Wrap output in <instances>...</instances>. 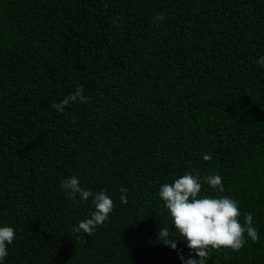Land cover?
<instances>
[{"label": "trees", "instance_id": "trees-1", "mask_svg": "<svg viewBox=\"0 0 264 264\" xmlns=\"http://www.w3.org/2000/svg\"><path fill=\"white\" fill-rule=\"evenodd\" d=\"M261 56L264 0H0L3 264H183L194 253L158 192L186 172L259 234L206 264H264ZM77 86L89 103L51 107ZM214 174L223 193L203 183ZM71 176L115 205L93 235L73 231L94 208L59 187Z\"/></svg>", "mask_w": 264, "mask_h": 264}, {"label": "clouds", "instance_id": "clouds-1", "mask_svg": "<svg viewBox=\"0 0 264 264\" xmlns=\"http://www.w3.org/2000/svg\"><path fill=\"white\" fill-rule=\"evenodd\" d=\"M166 19L165 15L158 13L153 17L158 23ZM257 65L264 69V56L257 61ZM84 89L77 86L73 93H69L59 103L51 105L58 113H63L65 107L70 103H89L90 98L82 95ZM204 161L211 159L210 154H202ZM203 183L210 186L212 190L224 192L222 177L219 174L208 175L203 178ZM59 187L65 191L69 199L82 203L91 197V204L94 211L90 217L78 222L74 232H83L93 235L98 226L104 224L110 213L113 211L112 199L101 190L93 193L80 186L76 176L65 178L60 182ZM202 182L198 175L184 173L180 178L174 179L171 183L160 186L158 196L162 201L171 224L175 231L187 242L190 253L187 259L181 254L183 264H206L210 259L209 250L231 249L239 251L246 243V236L253 242L259 239L257 228L253 224V215L244 213L241 223V211L238 203L229 196H201ZM120 202L127 203V189H119ZM16 238L15 230L10 226H0V264L8 255L7 246L11 245ZM157 238L160 242L173 249L176 248L177 238L170 237L168 227L159 228ZM182 251V250H181Z\"/></svg>", "mask_w": 264, "mask_h": 264}]
</instances>
